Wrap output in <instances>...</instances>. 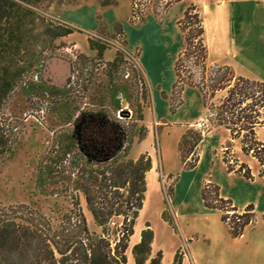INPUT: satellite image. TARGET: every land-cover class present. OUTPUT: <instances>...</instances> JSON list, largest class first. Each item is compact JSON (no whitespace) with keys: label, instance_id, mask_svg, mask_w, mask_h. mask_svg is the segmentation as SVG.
I'll list each match as a JSON object with an SVG mask.
<instances>
[{"label":"rangeland","instance_id":"obj_1","mask_svg":"<svg viewBox=\"0 0 264 264\" xmlns=\"http://www.w3.org/2000/svg\"><path fill=\"white\" fill-rule=\"evenodd\" d=\"M174 1H2L10 11V22L18 19L23 24L27 42L20 53L17 47L0 53V72L3 66H11V69L20 66L22 59L32 65L16 79L0 108V122L10 127L8 134L12 141L10 149L0 156V210L9 205L26 204L58 220L71 208L70 198L49 194L50 186L36 184L38 162L50 150L57 134L71 132L80 144L101 149L112 139L110 133L123 127L126 134L115 143L121 149L129 147L128 157L136 158L149 151L150 146L155 147L157 185L151 187L147 207L143 208L139 219L140 237L148 222L154 239L157 238L152 244V256L161 251V263L164 259V264H172L175 253L180 250L182 263L184 256H191L196 264H264V211L254 210L243 233L232 237L221 217L203 210L198 192L203 170L183 172L181 169L186 168L178 150L176 159L173 153L174 157L168 162H164L159 150L160 139L165 141L166 147L172 148V141L180 132L170 119L175 111L169 108L179 101L178 94L172 93V85L176 79L174 62L184 47L183 35L176 24L183 9L194 3L203 18L209 65L229 64L235 74L264 80V0ZM171 4L174 5L170 7ZM69 28L73 31L65 33ZM90 33L108 43L102 57L90 48ZM121 46L131 50L145 68L148 79L138 67L140 78H144L141 85L123 76L121 63L108 64L116 56V48ZM53 58H62L70 64L71 72L66 81H60L49 70L48 63ZM185 64L194 71L195 78L200 76L192 60ZM200 98L198 90L188 86L179 114L196 115L195 128L203 131L205 144L212 147L217 137L216 125L211 120V111L201 110ZM140 108L143 120L138 119ZM258 134L264 138V126ZM235 142L240 144L238 139ZM235 150L232 146L225 154L230 167L237 169L246 164L253 178L255 175L254 179L263 183L264 178L258 175L259 162L242 150V153ZM219 155L224 156L223 149L219 150ZM215 178L232 194L239 189L249 192L251 187L244 180L221 172H217ZM261 185L252 184L251 193L262 191ZM207 190L210 199L216 198L213 185ZM79 203L89 229L100 233L81 193ZM217 204L230 209L223 202ZM244 210L240 208L238 212ZM168 220H172V224ZM134 244L130 237L126 264H134Z\"/></svg>","mask_w":264,"mask_h":264},{"label":"trees","instance_id":"obj_2","mask_svg":"<svg viewBox=\"0 0 264 264\" xmlns=\"http://www.w3.org/2000/svg\"><path fill=\"white\" fill-rule=\"evenodd\" d=\"M2 1L0 53L8 52L11 47H17L20 53L21 49L25 50L23 47L26 46L27 34L18 19L10 22V11L6 10ZM177 25L183 35L184 47L174 62L176 79L172 93L178 94L179 101L176 106L170 104V111H175L182 102L181 93L186 86L196 88L201 95L203 108L211 111V120L216 126L229 130L230 139L223 156L228 171L247 179L253 178L246 164L234 169L226 158L225 154L233 146V141L238 139L243 153L258 160L261 166L259 175L264 177V141L256 135V128L264 126V81L236 75L229 65L208 64L204 23L196 4L191 3L186 7ZM72 31L69 28L65 33ZM90 34V48L102 57L108 43L102 37ZM116 53L108 64L121 63L122 74L126 79L141 85L144 78H140L138 67L148 79L143 66H140L131 50L121 46L116 48ZM187 60H192L198 68L199 77L195 78L194 71L185 64ZM29 65L22 59L20 66L13 69L11 66H3L0 72V108L13 90L16 79L25 73ZM162 95L167 98L165 92ZM138 119L143 120L142 108L138 110ZM10 130V127H4L0 122V156L11 147ZM110 134L112 139L101 149L80 144L71 132L62 131L57 134L50 150L38 162L36 184L50 186L49 194L70 198L71 208L58 220H52L26 204L9 205L1 209L0 264L127 263L126 251L145 200L146 173L152 168V159L147 152L131 158L128 157L129 147H116L115 141L126 134L123 127ZM202 139L203 131L195 128V125L188 126L182 133L178 150L180 161L186 169L197 165L198 146ZM211 185L216 190V198L213 200L207 190ZM79 193L83 195L100 233L89 229L80 207ZM201 196L206 207L222 211L221 221L227 224L232 237L240 236L255 214L253 204H248L239 213L230 198L220 196L217 184L205 182ZM217 202L225 203L230 209ZM113 218L119 220L113 221ZM168 221L172 224V220ZM153 239L154 232L147 222L141 230L140 240L132 247L134 264H161V251L152 256ZM181 263L182 254L178 250L172 264Z\"/></svg>","mask_w":264,"mask_h":264},{"label":"crops","instance_id":"obj_3","mask_svg":"<svg viewBox=\"0 0 264 264\" xmlns=\"http://www.w3.org/2000/svg\"><path fill=\"white\" fill-rule=\"evenodd\" d=\"M173 5L174 4H172L170 7H172ZM170 7H169V9H170ZM185 9H186V7L183 9V12ZM183 12H182V15H183ZM182 15L180 17H182ZM176 24H177V21H176ZM177 27H178V25H177ZM204 28H205V26H204ZM204 42H205V34H204ZM205 44H206V42H205ZM206 46H207V44H206ZM207 48H208V46H207ZM209 55H210V52H209V48H208V60H209ZM214 64H218V63H214ZM214 64H212V65H214ZM218 65H229V64H218ZM236 75H242V76L247 77L246 75H243V74H236ZM150 83L153 86L151 80H150ZM187 87H185L181 93L182 102L176 107L175 116L170 117L171 121L175 122L178 125V127L180 128V132L177 134L174 141H172L173 142L172 148L166 147L164 140L161 141V139H160V142H159V146H160L159 150H160L161 157L163 156L164 162L165 161L168 162L170 158L174 157L173 153H175L174 159H176V152L178 150V143H179V140H180L182 133L186 130V128L188 126H194L197 122V116L196 115L188 114L187 112L183 115L179 114V109L185 104L184 92H185ZM189 88L196 89L194 87H189ZM198 93H199V91H198ZM200 107H201V110L203 111L204 108L202 106L201 98H200ZM169 114H170V112H169ZM260 128H261V126H258L256 128V135H257V138L259 140L264 141L263 140L264 138L263 139L260 138L259 134H258V131H260ZM216 135H217V137H216L215 141H213L212 147H209L207 144H205V138L203 136V139L199 143V146H198L199 161L194 168L189 170V171L193 172L195 170L202 169L204 172V175L202 176L201 180L198 182L199 198H200V203L202 204L203 210L205 212H215L219 218L221 217V214H219L220 210L206 207L203 203V199L201 196V189H202L203 184L205 182L212 181L211 183L218 184L220 196H222L224 198H230V199L232 198L231 200L233 201V204L238 208V210L240 208H245L248 204H253L254 210L264 211V182L262 183V182L256 181V179H254L255 175H254V178L247 179V178H244L243 176L236 175L235 172H233V171H228L227 166L223 161V156L220 157V155H219V150H221V149L224 150L225 144L230 139L229 130L223 126H216ZM233 147L236 148L235 152H241L242 153L240 144L235 142V140L233 141ZM154 149H155L154 146L153 147L150 146L149 151H146L151 156L152 168H155V164H157V156L154 153ZM216 149H217V152H215ZM154 156H155V158H154ZM246 156H251L254 160H256L258 162V160L255 157H253L252 155L246 154ZM184 170H188V169H181V171H183V172H184ZM167 172H168V170H167ZM217 172H221V173H223L229 177H236V178L244 180L249 187L251 186L249 188V192H246L244 190L239 189L237 192H234V194H232L231 191L225 190L223 187V183L219 179L215 178V174ZM259 172H260V170H259ZM260 177H262V176H260ZM156 178H157V176H156ZM262 178H264V177H262ZM259 183L262 184L261 185L263 188L262 191L259 190V193H258V191L251 193L252 184H259ZM244 193H248V194L245 195ZM139 237H140V235H139ZM137 242L138 241H136L134 243H137ZM152 244H153V242H152ZM152 247H153V245H152ZM173 252H174V249H173ZM127 259H128V257H127ZM182 264H196V263L194 261V258H192L191 256H190V258H187L186 256H184Z\"/></svg>","mask_w":264,"mask_h":264},{"label":"bare ground","instance_id":"obj_4","mask_svg":"<svg viewBox=\"0 0 264 264\" xmlns=\"http://www.w3.org/2000/svg\"><path fill=\"white\" fill-rule=\"evenodd\" d=\"M58 61H56V64H52L53 68L59 72V74L62 73V66H60L58 63ZM52 72V71H51ZM55 76H58V75H55ZM126 107V104L124 105ZM154 161V160H153ZM157 185V178H156V171L154 170V168H152L151 170H149L147 173H146V192H145V200H144V203H143V206L142 208L140 209V212H139V216H138V221L135 225V232L134 234L131 236V238L133 239V242H136L139 240V233H140V229L142 228V225L140 224V217H141V211L143 210V208H145L146 206V202L148 203V197H150V192H151V187H155ZM148 198V199H147ZM147 207V206H146ZM157 239V238H156ZM154 239L153 242L156 240ZM130 257V256H129ZM165 257V255H164ZM132 262V258L130 257V260ZM162 264H164V259L162 261Z\"/></svg>","mask_w":264,"mask_h":264},{"label":"water","instance_id":"obj_5","mask_svg":"<svg viewBox=\"0 0 264 264\" xmlns=\"http://www.w3.org/2000/svg\"><path fill=\"white\" fill-rule=\"evenodd\" d=\"M56 61H58L57 63L63 68L61 74H59V72H57L52 66V64H56ZM48 68L50 71H52V73L58 75L59 80L62 82L66 81L67 77L70 75L71 72L70 64L62 58H53L51 62L48 63Z\"/></svg>","mask_w":264,"mask_h":264},{"label":"built area","instance_id":"obj_6","mask_svg":"<svg viewBox=\"0 0 264 264\" xmlns=\"http://www.w3.org/2000/svg\"><path fill=\"white\" fill-rule=\"evenodd\" d=\"M198 125H200V124H198ZM198 125H197V126H198Z\"/></svg>","mask_w":264,"mask_h":264},{"label":"flooded vegetation","instance_id":"obj_7","mask_svg":"<svg viewBox=\"0 0 264 264\" xmlns=\"http://www.w3.org/2000/svg\"><path fill=\"white\" fill-rule=\"evenodd\" d=\"M68 78V77H67ZM67 80V79H66ZM127 107V106H126Z\"/></svg>","mask_w":264,"mask_h":264}]
</instances>
